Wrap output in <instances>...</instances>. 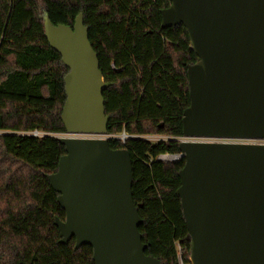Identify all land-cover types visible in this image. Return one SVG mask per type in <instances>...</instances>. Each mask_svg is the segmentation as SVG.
<instances>
[{
    "label": "water",
    "instance_id": "obj_1",
    "mask_svg": "<svg viewBox=\"0 0 264 264\" xmlns=\"http://www.w3.org/2000/svg\"><path fill=\"white\" fill-rule=\"evenodd\" d=\"M162 28L182 25L198 62L188 67L190 105L177 191L192 264H264V0H170ZM45 35L69 72L62 108L66 154L48 175L65 220L60 243L93 248L94 264H160L146 254L133 197V161L112 149L110 116L89 28L45 18ZM91 136V137H83Z\"/></svg>",
    "mask_w": 264,
    "mask_h": 264
},
{
    "label": "trees",
    "instance_id": "obj_2",
    "mask_svg": "<svg viewBox=\"0 0 264 264\" xmlns=\"http://www.w3.org/2000/svg\"><path fill=\"white\" fill-rule=\"evenodd\" d=\"M170 0H0V264H94L93 248L60 243L66 213L48 175L66 154L62 56L45 35V18L73 26L79 14L109 85L104 91L112 149L133 161V197L146 254L160 264H191V236L177 193L188 67L197 63L186 29L162 28ZM41 132L35 136L28 133ZM163 140L149 141L144 136Z\"/></svg>",
    "mask_w": 264,
    "mask_h": 264
},
{
    "label": "built area",
    "instance_id": "obj_3",
    "mask_svg": "<svg viewBox=\"0 0 264 264\" xmlns=\"http://www.w3.org/2000/svg\"><path fill=\"white\" fill-rule=\"evenodd\" d=\"M28 134H32V135H35V136H39V135H42L43 133L41 132H33V133H28ZM83 137H91V136H83ZM106 138H118L120 139L121 141L125 142L130 136L127 135L126 133H122L120 135H117V136H111V135H107L105 136ZM181 142L182 141H206L204 139H198V138H186V137H183L180 139ZM259 143H264V141H258ZM183 158L182 154L181 153H178V154H162L158 157V160H161V161H176V160H179ZM182 246L178 245V258L180 260V264H183V260H182Z\"/></svg>",
    "mask_w": 264,
    "mask_h": 264
},
{
    "label": "rangeland",
    "instance_id": "obj_4",
    "mask_svg": "<svg viewBox=\"0 0 264 264\" xmlns=\"http://www.w3.org/2000/svg\"><path fill=\"white\" fill-rule=\"evenodd\" d=\"M43 135V134H42ZM59 137H63L65 136V134H60L58 135ZM105 137V136H104ZM144 138H146L147 140L149 141H158V140H163L165 139L166 137H163V136H158V135H148V136H144ZM169 162V161H168ZM192 264V263H191Z\"/></svg>",
    "mask_w": 264,
    "mask_h": 264
}]
</instances>
